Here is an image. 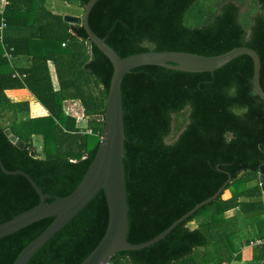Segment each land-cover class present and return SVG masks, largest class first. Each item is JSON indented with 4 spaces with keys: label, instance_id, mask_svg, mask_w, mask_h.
<instances>
[{
    "label": "trees",
    "instance_id": "trees-1",
    "mask_svg": "<svg viewBox=\"0 0 264 264\" xmlns=\"http://www.w3.org/2000/svg\"><path fill=\"white\" fill-rule=\"evenodd\" d=\"M77 1L82 8L89 2ZM48 2L7 0L3 14L0 9V26L6 22L0 41V159L7 170L27 173L52 202L76 189L96 155L104 122L95 116L105 111L114 67L82 24L65 21ZM263 8L264 0H98L89 21L121 57L151 50L214 56L250 47L260 55L264 89ZM6 51L12 60L27 57L28 65L14 61L13 67ZM253 75L254 61L244 54L213 72L143 65L124 76L128 240L153 239L224 189L164 238L119 251L109 264H231L256 241L251 264H262L264 100ZM20 90L33 94L46 114L33 115L30 100L10 98ZM71 101L82 105L85 127L66 111ZM9 128L24 148L9 139ZM40 202L26 176L7 173L0 164V223ZM54 219L0 238V264H14ZM108 223L101 190L28 264H81Z\"/></svg>",
    "mask_w": 264,
    "mask_h": 264
},
{
    "label": "water",
    "instance_id": "water-1",
    "mask_svg": "<svg viewBox=\"0 0 264 264\" xmlns=\"http://www.w3.org/2000/svg\"><path fill=\"white\" fill-rule=\"evenodd\" d=\"M97 1L98 0H89L84 8L82 16L66 14L64 19L72 24H82L89 35L90 41L110 59L114 67L105 111L103 114L95 116L98 120L104 122L100 144L89 169L76 189L66 197L57 198L52 202L46 201L51 198L52 195L44 193L27 173L20 170H7L0 159L1 167L5 172L10 174H23L26 176L41 198V202L37 206L6 222L0 223V238L14 233L38 220L55 217L49 227L24 248L14 264H28L33 255L66 223L83 210L101 190L105 192L109 207L107 231L97 247L81 264H109L112 256L119 251L141 249L156 243L196 210L216 199L222 193L224 187L213 196L197 204L188 213L173 222L170 227L153 239L138 244L131 243L128 240L130 222L124 168L126 132L122 99V82L124 76L132 69L143 65H159L186 72H213L236 57L247 54L251 56L254 61L253 82L255 90L264 100V89L261 85L262 64L260 55L256 50L241 46L233 48L226 53L214 56L185 51L151 50L127 57H121L118 52L106 42L105 38L100 37L90 25V13ZM6 133L9 139L18 147L24 148L26 146L25 142L18 139L10 128L6 130ZM31 155L39 157L34 149L31 150ZM259 181L264 193V164L259 168ZM262 264H264V261Z\"/></svg>",
    "mask_w": 264,
    "mask_h": 264
},
{
    "label": "crops",
    "instance_id": "crops-1",
    "mask_svg": "<svg viewBox=\"0 0 264 264\" xmlns=\"http://www.w3.org/2000/svg\"><path fill=\"white\" fill-rule=\"evenodd\" d=\"M48 4L50 6H53V8L55 10H57L59 13H63L64 16L66 14H70V15H78V16H82L83 14H81L82 11V7L80 6L75 12H62L60 11L61 9L65 8V3L60 2V0H49ZM3 2L2 0H0V9L2 8ZM14 61H16L17 66L23 67L24 65H28L29 63V59L27 57H20L17 58L16 60H12L11 61V65L13 67H15ZM12 94H10V98H12V100L14 101H22V100H27L29 99L33 105V109L34 110H38L39 114H46L47 110L43 107V105L36 99V97L33 94H30V92L28 90H20L19 92H11ZM33 99H35L36 101H34ZM72 102V101H71ZM80 103V102H79ZM39 105L41 106V108H39ZM41 112V113H40ZM230 196V194L227 195V197ZM256 245L252 246L250 245H245L242 248V259L241 260H236L233 261L231 264H251V260L253 258L254 255V247Z\"/></svg>",
    "mask_w": 264,
    "mask_h": 264
},
{
    "label": "rangeland",
    "instance_id": "rangeland-1",
    "mask_svg": "<svg viewBox=\"0 0 264 264\" xmlns=\"http://www.w3.org/2000/svg\"><path fill=\"white\" fill-rule=\"evenodd\" d=\"M63 3H65L64 5H65V8L64 9H61L60 11H62V12H75L79 7H80V5H79V2L77 1V0H70V1H66V2H63ZM82 9V11H81V14H83L84 13V8H81ZM40 47V46H39ZM27 100H29V99H27ZM34 101H36L35 99H33ZM66 106H68V107H70V108H72L73 110V112H75V113H79V115L81 116L82 115V106H81V104L79 103V101H72V102H67L66 103ZM39 108H41V106L39 105ZM42 109V108H41ZM33 112H35V113H33V115H38L39 114V111L36 109V110H34ZM41 113V112H40ZM78 115V116H79ZM79 123L82 125V126H86V124H87V117H83V118H79ZM90 131V130H89ZM229 193H231L230 191H228L227 193H225L226 195H228ZM224 197H226V196H224ZM194 225V224H193ZM258 243H260V241H256L255 243L254 242H252L251 243V245L252 246H254L255 244H258ZM244 247V246H243ZM242 247V248H243ZM242 248H241V253H242Z\"/></svg>",
    "mask_w": 264,
    "mask_h": 264
},
{
    "label": "built area",
    "instance_id": "built-area-1",
    "mask_svg": "<svg viewBox=\"0 0 264 264\" xmlns=\"http://www.w3.org/2000/svg\"><path fill=\"white\" fill-rule=\"evenodd\" d=\"M2 2H3V5H2V8H1V12H2V14H3V13H4L3 11H4V8H5V5L7 4V0H2ZM5 27H6V22H5V19L3 18L2 23H1V26H0V41H1V42H3V40H4V29H5ZM63 45H65V43H63ZM6 56H8V58L12 61V58H13V57H12V54H10V53H8V52L6 51ZM13 75H14V76H17V77H20V78H24V77H25L24 74H21V73H19L18 71H14ZM81 106H82V105H81ZM72 110H73L72 108L66 106V111L68 112V114H72V115L76 116V117L78 118V121H79V118L86 117L85 114H84V109H83V107H82V115H81V116L79 115L78 112L75 113V112H73ZM78 115H79V116H78Z\"/></svg>",
    "mask_w": 264,
    "mask_h": 264
}]
</instances>
